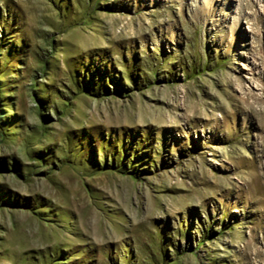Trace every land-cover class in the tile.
<instances>
[{
	"label": "rangeland",
	"instance_id": "374dc122",
	"mask_svg": "<svg viewBox=\"0 0 264 264\" xmlns=\"http://www.w3.org/2000/svg\"><path fill=\"white\" fill-rule=\"evenodd\" d=\"M0 264H264V0H0Z\"/></svg>",
	"mask_w": 264,
	"mask_h": 264
}]
</instances>
